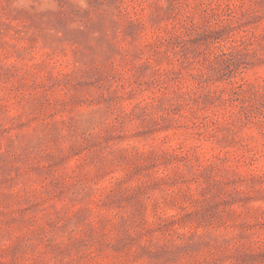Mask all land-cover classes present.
Segmentation results:
<instances>
[{"label": "rangeland", "instance_id": "1", "mask_svg": "<svg viewBox=\"0 0 264 264\" xmlns=\"http://www.w3.org/2000/svg\"><path fill=\"white\" fill-rule=\"evenodd\" d=\"M0 264H264V0H0Z\"/></svg>", "mask_w": 264, "mask_h": 264}]
</instances>
